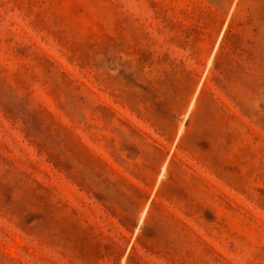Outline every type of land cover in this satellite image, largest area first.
<instances>
[{"label": "rangeland", "instance_id": "obj_1", "mask_svg": "<svg viewBox=\"0 0 264 264\" xmlns=\"http://www.w3.org/2000/svg\"><path fill=\"white\" fill-rule=\"evenodd\" d=\"M0 264H264V0H0Z\"/></svg>", "mask_w": 264, "mask_h": 264}]
</instances>
